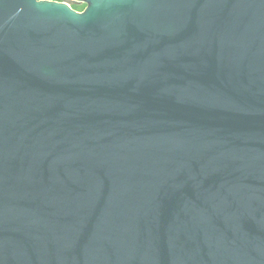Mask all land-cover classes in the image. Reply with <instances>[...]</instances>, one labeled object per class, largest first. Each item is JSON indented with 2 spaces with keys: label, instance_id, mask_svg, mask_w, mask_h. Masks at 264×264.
<instances>
[{
  "label": "water",
  "instance_id": "95a60500",
  "mask_svg": "<svg viewBox=\"0 0 264 264\" xmlns=\"http://www.w3.org/2000/svg\"><path fill=\"white\" fill-rule=\"evenodd\" d=\"M0 0V264H264V0Z\"/></svg>",
  "mask_w": 264,
  "mask_h": 264
},
{
  "label": "flooded vegetation",
  "instance_id": "af4514ba",
  "mask_svg": "<svg viewBox=\"0 0 264 264\" xmlns=\"http://www.w3.org/2000/svg\"><path fill=\"white\" fill-rule=\"evenodd\" d=\"M47 1H52L56 3L65 2L72 10L76 12H82L86 7V4L84 2L77 0H47Z\"/></svg>",
  "mask_w": 264,
  "mask_h": 264
}]
</instances>
